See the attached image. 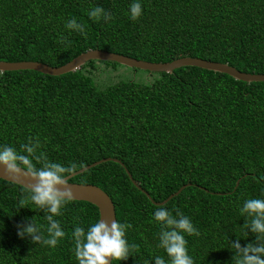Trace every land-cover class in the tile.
I'll use <instances>...</instances> for the list:
<instances>
[{
  "label": "trees",
  "instance_id": "trees-1",
  "mask_svg": "<svg viewBox=\"0 0 264 264\" xmlns=\"http://www.w3.org/2000/svg\"><path fill=\"white\" fill-rule=\"evenodd\" d=\"M133 2L142 5L137 20L130 18ZM95 6L113 20L90 19ZM72 18L85 25L86 38L65 27ZM90 50L149 63L197 58L264 74V0H0L1 62L55 68ZM98 65L125 68L88 61L60 76L1 72L0 147L19 150L38 138L51 162H75L76 171L105 158L119 162L68 180L99 188L115 220L132 225L126 239L138 248L110 264L168 260L153 218L158 206L174 216L178 209L198 230L185 234L194 264H234L231 242L256 240L243 228L240 208L247 199H264V82L181 67L144 71V82L116 80L101 89L91 76ZM184 185L165 204H153ZM28 194L0 180V264H78L72 232L87 231L98 220L96 208L69 202L54 217L66 235L53 248L17 234L18 225L32 220L47 237L45 213L31 202L21 207Z\"/></svg>",
  "mask_w": 264,
  "mask_h": 264
},
{
  "label": "clouds",
  "instance_id": "clouds-1",
  "mask_svg": "<svg viewBox=\"0 0 264 264\" xmlns=\"http://www.w3.org/2000/svg\"><path fill=\"white\" fill-rule=\"evenodd\" d=\"M141 15L142 5L133 2L130 5V18L137 20ZM88 16L97 22L113 20L112 13L101 6L93 7ZM65 27L87 37L85 25L74 18L69 19ZM41 147L39 139L31 137L27 144L20 145L19 150L8 145L0 147V175L16 182L30 181L27 185L29 194L20 200L21 207L31 202L45 213L47 237L41 226L32 220L17 226L18 236H27L34 244L42 243L54 248L66 235L60 221L54 217L62 215L61 210L74 199L68 179L81 165L71 162L69 166H64L51 162L46 153L39 150ZM38 164L40 167H37ZM240 214L246 217L243 228L255 234L256 240L246 246L240 244V239L231 242L234 264H264V199H247L240 208ZM153 218L160 224L159 247L164 249L168 257L166 261L156 256L155 264H194L188 254L185 234L199 235V232L190 218L178 209L174 216L165 206H158ZM131 227L128 223L102 218L87 231L83 227H75L72 237L78 264H110L109 258L112 261L126 260L138 248L135 244L130 245L126 239V231Z\"/></svg>",
  "mask_w": 264,
  "mask_h": 264
},
{
  "label": "water",
  "instance_id": "water-1",
  "mask_svg": "<svg viewBox=\"0 0 264 264\" xmlns=\"http://www.w3.org/2000/svg\"><path fill=\"white\" fill-rule=\"evenodd\" d=\"M88 61L113 62V63H116L126 68L137 69V70L146 71V72L167 73V74L172 72V70L178 69L181 67H195V68H199L202 70L225 74L234 80L245 82V83L264 82V74H260V75L245 74V73L236 71L235 69L227 66L226 64H219L215 62L200 60L197 58H179V59L173 60L168 63H149L145 61L134 60L131 58L123 57V56H120L114 53L102 52L98 50L86 51L82 54H79L78 56L70 60L69 62L63 64L62 66L55 67V68H52V67H49L47 65L37 63V62H31V61H21V62H1L0 61V73L27 70V71H34V72L47 75V76H60L68 72H74L75 70H77L79 67H81L83 64H85ZM109 161H112L114 163H119L117 160L111 159V158L101 159L99 161H96L88 166H85L79 169L74 174L70 175L69 179H71L72 177L78 174H81L82 172L96 165L109 162ZM127 177L130 179V175L127 174ZM0 180L5 181L7 183L17 185L25 190H28L27 185L30 183V181L28 180H25L22 183L16 182L11 179H8L7 177H4L3 175H0ZM68 183L72 186V189L74 192V199L72 201L85 202V203H88L94 206L98 213V219L100 218L106 219V220L115 219L114 208H113L112 202L103 191H101L96 186L89 185V184H84V185L75 184V183H70L69 181ZM131 183L134 186H136L133 181H131ZM136 188L138 187L136 186ZM184 188H185V185L180 187L175 193L169 195L161 203H153V204L155 205L165 204L169 199L176 196ZM143 194L145 195L147 199H149L148 195L145 192H143ZM109 261H111V258H109Z\"/></svg>",
  "mask_w": 264,
  "mask_h": 264
},
{
  "label": "rangeland",
  "instance_id": "rangeland-1",
  "mask_svg": "<svg viewBox=\"0 0 264 264\" xmlns=\"http://www.w3.org/2000/svg\"><path fill=\"white\" fill-rule=\"evenodd\" d=\"M125 68L120 67L112 72L109 70H105V68L103 70V67L98 65L97 69L91 71V76L93 78V81L96 83L97 88H101L102 86H105L108 83L115 82L116 80H132L134 82H144L146 80V77L148 75L146 74V72L141 70L131 71L130 68Z\"/></svg>",
  "mask_w": 264,
  "mask_h": 264
}]
</instances>
